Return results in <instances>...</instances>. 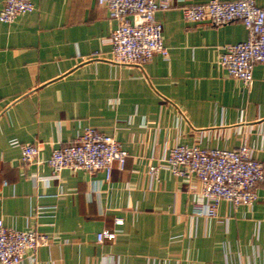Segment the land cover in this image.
<instances>
[{"label":"crops","instance_id":"obj_1","mask_svg":"<svg viewBox=\"0 0 264 264\" xmlns=\"http://www.w3.org/2000/svg\"><path fill=\"white\" fill-rule=\"evenodd\" d=\"M33 1V11L0 20V218L49 238L36 260L19 264H264L263 181L253 203L221 199L208 218L191 212L196 177L149 172L176 142L197 141H244L264 169V62L254 63L247 87L218 63L224 44L246 39L243 23L190 21L182 7L207 0H172L155 13L169 56L118 63L107 6ZM86 125L119 139L125 167L114 162L109 177L66 168L47 180L52 149ZM22 143L39 147L37 161L21 160ZM103 229L115 238L99 241Z\"/></svg>","mask_w":264,"mask_h":264},{"label":"built area","instance_id":"obj_2","mask_svg":"<svg viewBox=\"0 0 264 264\" xmlns=\"http://www.w3.org/2000/svg\"><path fill=\"white\" fill-rule=\"evenodd\" d=\"M107 6L117 25L111 33L110 60L118 63L142 65L156 53L169 56V48L163 39V24L155 17L159 9L173 5L172 0H98ZM35 9L33 0H3L0 20L11 22L18 15ZM187 20L221 25L240 20L247 30L245 40L226 43L218 57V63L228 74L248 86L252 80L255 62H264V7L255 0H207L185 4L182 7ZM21 160L37 161L39 147L22 143ZM128 150L119 139L100 126L86 125L75 141L54 147L48 162L52 174L46 178H59L64 169H85L90 172L104 170L110 176L114 162L125 167ZM165 168L181 177L194 176L199 182V196L192 201V214L216 216L217 204L224 199L234 205L251 204L257 194V182H264L262 164L252 156V147L241 141L235 148L208 147L200 141L176 142L168 153L149 165L153 179ZM123 219L118 218L117 222ZM115 238V232L103 229L97 233L99 241ZM47 234L36 228L6 225L0 218V262L19 264L24 258H37L40 246L47 245Z\"/></svg>","mask_w":264,"mask_h":264}]
</instances>
